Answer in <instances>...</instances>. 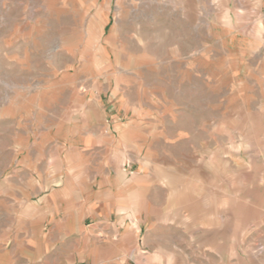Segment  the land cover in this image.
Masks as SVG:
<instances>
[{
  "label": "rangeland",
  "instance_id": "obj_1",
  "mask_svg": "<svg viewBox=\"0 0 264 264\" xmlns=\"http://www.w3.org/2000/svg\"><path fill=\"white\" fill-rule=\"evenodd\" d=\"M89 122L150 182L120 264H264V0H0V203Z\"/></svg>",
  "mask_w": 264,
  "mask_h": 264
},
{
  "label": "crops",
  "instance_id": "obj_2",
  "mask_svg": "<svg viewBox=\"0 0 264 264\" xmlns=\"http://www.w3.org/2000/svg\"><path fill=\"white\" fill-rule=\"evenodd\" d=\"M134 126L89 122L69 144L80 158L74 168L68 153H49L45 171L42 155L21 163L0 203V264H120L122 250L137 251L151 206L142 196L150 182L124 168Z\"/></svg>",
  "mask_w": 264,
  "mask_h": 264
}]
</instances>
